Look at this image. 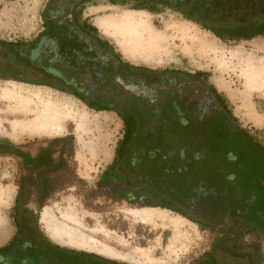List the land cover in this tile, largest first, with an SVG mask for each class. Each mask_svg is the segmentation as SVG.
I'll use <instances>...</instances> for the list:
<instances>
[{"label":"rangeland","instance_id":"obj_1","mask_svg":"<svg viewBox=\"0 0 264 264\" xmlns=\"http://www.w3.org/2000/svg\"><path fill=\"white\" fill-rule=\"evenodd\" d=\"M41 1L0 0V37H28L38 27V8ZM87 11L94 12L93 16H97L96 23L100 31L107 33L109 40L124 59L147 66H175L205 71L210 82L227 97L238 122L264 142V36L225 42L178 14L170 11L153 14L146 10L131 9L129 5L100 4L89 7ZM131 13L154 29L157 34H153L152 39L155 42L150 39L144 44H137L135 39H131L133 36L129 38L128 34L122 40L123 36L116 26L123 21L124 16ZM4 83L10 84L11 87L16 84L24 89L33 96L39 106H42L43 101L62 99L86 112L92 120V131L86 136L94 143L93 149L89 151L78 144L75 125L72 122H68L60 134L31 136L12 133L8 120L0 114V141L26 146L35 140L64 136L72 138L71 144H67L64 150L69 162L59 178L62 184L60 188L64 191L60 194L56 192L43 203L45 205L42 209L37 208L35 213L41 229L51 239L64 248L99 254L126 264H192L202 253L212 248L214 233L202 229L197 223L179 213L166 208L115 200L96 187V181L102 170L111 162L115 146L122 134V122L118 115L92 110L74 95L50 86L0 79V85ZM4 106L1 104L0 110ZM177 118L153 113V119H148L149 124L143 128V136L134 141L135 144L138 141L141 146H149L154 152L153 161L161 162L163 167L160 169L168 168L169 172L173 171V167L166 166L172 161L170 158L173 155L164 154L159 149L157 152V148L151 143L156 135H160L168 137V144L174 145L172 135L164 132L178 131ZM16 172L14 159L0 154V244H3L14 230L12 218L17 200ZM234 187L237 190L246 189L249 199L243 200L242 204L247 208L252 203L251 206L258 209L264 219V198L258 201L260 203H254L252 199L253 192L264 197V176L235 181ZM236 202L240 203L237 200ZM144 208L162 209L166 214L148 220L130 213L133 209ZM45 209L55 225L64 224L71 229L74 237H79L78 240L85 238L96 248L80 247L70 242L67 237L62 238L63 242L54 239L45 223L40 221ZM172 220H179V230L175 229ZM260 238L264 255V235ZM249 239L251 237L247 238ZM103 249H111L115 254H106ZM222 259L223 264H249L244 259L229 255H222ZM89 263L102 264L101 260L95 259ZM257 264H264V260Z\"/></svg>","mask_w":264,"mask_h":264},{"label":"flooded vegetation","instance_id":"obj_2","mask_svg":"<svg viewBox=\"0 0 264 264\" xmlns=\"http://www.w3.org/2000/svg\"><path fill=\"white\" fill-rule=\"evenodd\" d=\"M100 4L139 5L144 8L135 10L153 14L170 11L210 33L213 30L202 21L203 14L193 10L189 0H42L38 27L28 37H0L19 41L2 49L0 79L54 87L83 99L92 110L112 112L120 119L126 114L143 116L144 120L147 117L137 135L139 139L153 113L178 117V125L187 131H202L215 125L220 112H226L229 107H220L221 97L217 98L209 76L196 70L147 66L124 59L99 30L95 32L89 27L94 13L87 10ZM217 31L225 34L222 29ZM11 60L17 67L13 71L7 64ZM62 145L67 147L64 141L35 140L26 146L0 141V154L15 161L18 195L12 218L14 230L0 244V264H90L94 259L102 264H126L99 254L64 248L38 224L37 208L42 209L45 201L64 191L59 178L69 159L65 152L60 155ZM138 146L137 141L134 147ZM262 235L251 233L243 240L257 241L260 246ZM248 237L251 239L247 240ZM222 255L252 264L242 256L211 249L192 264H223Z\"/></svg>","mask_w":264,"mask_h":264},{"label":"trees","instance_id":"obj_3","mask_svg":"<svg viewBox=\"0 0 264 264\" xmlns=\"http://www.w3.org/2000/svg\"><path fill=\"white\" fill-rule=\"evenodd\" d=\"M189 3L193 10L203 14L202 21L213 27L210 31L222 41L236 42L264 36V0H189ZM141 8L144 7L131 6V9ZM194 21L199 22L198 19ZM89 27L98 32L95 25ZM221 29L225 34L218 33ZM18 42L0 38V70L3 68L2 49ZM7 64L12 71L17 69L14 61H7ZM197 73L208 76L205 71ZM213 89L217 98L221 97L220 107H229L226 112H220L215 125L202 131H187L178 126L177 132H164L172 135L174 145L168 144V137L160 135H156L151 143L157 152L159 149L173 155L166 166H172V172L168 168L160 169L163 165L153 161L154 152L149 146L134 147L144 117L120 116L122 136L117 141L111 162L100 173L96 187L115 200L175 211L214 233L212 251L242 256L257 264L264 260L258 242L246 243L243 239L251 233L264 235V219L252 203L247 208L242 204L243 200L249 199L246 189L237 190L234 185L235 181L264 176V142L238 122L225 94L215 86ZM49 141L71 144L72 138L64 136ZM61 147L60 155H63L66 145ZM262 198L261 194L252 193L254 203H260Z\"/></svg>","mask_w":264,"mask_h":264},{"label":"bare ground","instance_id":"obj_4","mask_svg":"<svg viewBox=\"0 0 264 264\" xmlns=\"http://www.w3.org/2000/svg\"><path fill=\"white\" fill-rule=\"evenodd\" d=\"M122 19L123 21L116 26L123 36L122 40L125 39V35L128 34L129 38L133 36L131 39H135L137 44H144L153 38V34H157L154 33V29L150 27L147 22L132 13L124 16ZM152 40L154 41V39ZM131 46H133V44H131ZM137 46V48H139V45ZM5 84L8 86L4 87ZM0 89V105H5L4 108L0 110V114L5 117L6 121L8 120L13 131L12 133L31 136H51L62 133L66 124L72 122L75 125L77 142L80 144L81 148H85L89 151L93 149V140L86 138L92 131V120L88 117L86 112L78 110L75 106L62 99L43 101L41 102L42 106H39L40 104L35 101L32 95L25 92L24 89L19 86H16V84L11 87L10 84L4 83L0 85ZM1 194L2 191L0 190V199L2 196ZM165 212L166 211L162 209L144 208L133 209L130 213L144 219L147 218L148 220H152L156 217H162L166 214ZM41 221L45 223L49 233L57 241L63 242L62 238L67 237L70 242L80 247L96 248L85 238H82L83 240H78L77 238L79 237H74L72 234L73 232L70 231L71 229H68L64 224L55 225L46 209L42 213ZM172 221L173 225L176 227L175 229L179 230V220ZM103 251H105L106 254H115L111 249H103Z\"/></svg>","mask_w":264,"mask_h":264},{"label":"crops","instance_id":"obj_5","mask_svg":"<svg viewBox=\"0 0 264 264\" xmlns=\"http://www.w3.org/2000/svg\"><path fill=\"white\" fill-rule=\"evenodd\" d=\"M93 13H94V12H93ZM95 13H96V12H95ZM96 20H97V16H95V17L93 18V24L97 26V28H98L100 34H101L102 36H104L107 40H109L107 33H103V32L100 31L99 26H98L97 23H96ZM109 42H110L111 44H113L110 40H109ZM45 207H46V206H45ZM45 207H44V208H45ZM44 208H43V209H44ZM42 213H43V212H42ZM41 216H42V214H41ZM40 221H41V217H40ZM41 222H42V221H41ZM105 255H106V254H105Z\"/></svg>","mask_w":264,"mask_h":264}]
</instances>
